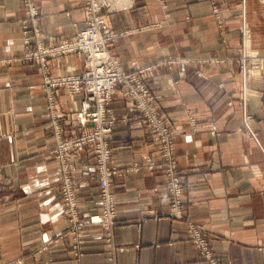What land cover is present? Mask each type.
Segmentation results:
<instances>
[{
	"label": "crops",
	"instance_id": "0c3cea01",
	"mask_svg": "<svg viewBox=\"0 0 264 264\" xmlns=\"http://www.w3.org/2000/svg\"><path fill=\"white\" fill-rule=\"evenodd\" d=\"M105 15L115 30L158 27L119 37L111 46L126 70L168 57L224 58L225 62L159 66L148 73L163 94L161 112L176 128L175 154L184 186V218L200 226L220 264H264V0H132ZM40 40L52 45L86 26L81 0H35ZM219 8L220 20L212 13ZM21 0H0V60L22 52ZM263 61L247 82V53ZM53 75L77 74L83 56L51 59ZM248 66V64H247ZM203 72L205 78L198 76ZM34 63L0 64V245L3 264H196L197 249L183 221L166 215L165 175L148 171L155 145L139 113L117 88L111 107L118 120L111 144L118 174L116 225L109 248L104 230L86 226L80 250L62 215L55 142ZM220 84H222L220 86ZM57 109L71 114L80 97L56 91ZM187 113L193 115L192 130ZM246 115L250 117L247 119ZM67 134L75 133L65 125ZM84 217L100 210L89 150L71 157ZM143 165L138 171L129 170ZM121 248V249H120Z\"/></svg>",
	"mask_w": 264,
	"mask_h": 264
},
{
	"label": "built area",
	"instance_id": "2783aa9c",
	"mask_svg": "<svg viewBox=\"0 0 264 264\" xmlns=\"http://www.w3.org/2000/svg\"><path fill=\"white\" fill-rule=\"evenodd\" d=\"M86 27L72 38H65L45 46L40 40L42 30L39 23V8L34 0H22L24 18L21 22V38L23 51L7 59L8 63H34L41 76V88L46 98V111L55 138L53 155L58 162L61 174L62 213L68 224L67 235L71 236L74 247L80 250L86 242L85 227L99 226L104 230L105 244L113 249L111 230L116 225V198L111 191V183L118 170L111 164L113 148L111 135L116 117L110 104L117 86H121L123 96L132 102L147 125L153 142V152L145 157L146 168L160 171L165 175V189L168 210L166 215L185 223L188 239L198 251L200 260L196 264H220L211 249L202 228L184 218L183 194L184 186L179 177V166L175 155V129L160 113V94L154 92L146 81V74L152 66L126 71L110 50V44L124 34L114 31L102 15L103 10L111 12L116 7L119 11L131 7L127 0H83ZM216 11V9L214 8ZM34 46V47H33ZM80 52L84 55V70L79 74L53 76L49 72V60ZM190 59H167L164 63L171 66L175 63H188ZM206 62L207 59L200 60ZM214 63L225 62L224 58L209 60ZM245 64H242L244 79L247 82L259 73L263 61L257 54L247 53ZM6 62V63H7ZM246 64L250 66L247 67ZM201 74V73H200ZM202 75V74H201ZM67 87L70 94L82 95L81 108L69 116V120L81 132L77 135L65 136L62 123L67 117L57 111L54 91ZM250 116L247 115L248 119ZM190 124L194 119L188 116ZM86 149L92 151L95 159L96 179L98 183L100 210L84 217L80 211L77 189L83 184L74 177L69 158L72 154ZM130 170H140L135 165ZM121 249V248H120ZM0 264L1 251H0Z\"/></svg>",
	"mask_w": 264,
	"mask_h": 264
},
{
	"label": "rangeland",
	"instance_id": "374dc122",
	"mask_svg": "<svg viewBox=\"0 0 264 264\" xmlns=\"http://www.w3.org/2000/svg\"><path fill=\"white\" fill-rule=\"evenodd\" d=\"M159 2H160V4H161V6L163 7V8H165V2H164V0H158ZM34 2H35V0H34ZM81 2H82V6H81V9H82V12H83V14H84V17H85V13H84V10H83V7H84V1L83 0H81ZM128 4H131V7H129V8H127V9H130V8H132L133 7V1L132 0H127L126 1ZM35 4H36V2H35ZM21 5H22V0H21ZM37 5V4H36ZM38 6V5H37ZM38 8H39V6H38ZM214 8L216 9V11L214 10ZM114 9H118V10H112L111 12H108V11H106V8L103 10V12H102V15H103V17L105 18V15L106 14H110V13H114V12H119V8L118 7H116V8H114ZM127 9H125V10H127ZM22 11H23V9H22ZM38 12H39V10H38ZM212 13H213V16H214V18L216 19V20H220V16H219V8H218V6H217V4L215 3V2H213L212 3ZM23 18H24V11H23ZM22 18V19H23ZM21 22H22V20H21ZM85 22H86V20H85ZM87 25V24H86ZM161 24L159 23H157V24H153V25H150V26H148V27H142V28H125V29H123V30H115V29H113L114 31H117V32H124V31H126V30H132V33H134L135 31H141V30H144V29H147V28H153V27H158V26H160ZM86 27V26H85ZM84 27V28H85ZM83 28V29H84ZM82 29V30H83ZM81 31V30H80ZM79 32V31H78ZM132 33H128V34H124V35H122V36H126V35H129V34H132ZM73 36H71V37H62L60 40H62V39H65V38H72ZM121 37V36H120ZM20 39H21V44H22V38H21V31H20ZM118 39V38H117ZM116 39V40H117ZM116 40L114 41V42H116ZM42 42V41H41ZM113 42V43H114ZM113 43H111L110 44V50H111V46H112V44ZM44 45V44H43ZM45 46H48V45H45ZM34 47V46H33ZM22 51H23V46H22ZM111 52H112V50H111ZM78 53H80V52H78ZM21 55H22V53H20ZM19 54V55H20ZM82 56H83V67H82V69H81V71L80 72H82L83 70H84V62H85V59H84V55L82 54V53H80ZM112 54H113V52H112ZM114 55V54H113ZM65 56H67V55H65ZM115 56V55H114ZM12 57H15V56H12ZM62 57H64V56H62ZM116 57V56H115ZM8 58H11V57H7V58H4V59H1L0 60V64H9L8 62H7V59ZM61 58V57H60ZM117 58V57H116ZM170 58H173V59H190L191 61L190 62H188V63H183V62H180V63H175V64H172L171 66H169V65H167V64H165L164 63V60H167V59H170ZM118 59V58H117ZM202 59H207V61L206 62H201L200 60H202ZM202 59H200V58H198V59H196V58H186V57H168V58H165V59H163V60H161L160 62H158V63H156V64H154V65H150V66H152V68H151V70L150 71H152L153 70V68H156V67H159V66H162V65H164V66H167V67H172V66H174V65H188V64H190V63H197V64H208V63H214V62H211V61H209V60H211V59H213V58H202ZM119 60V59H118ZM7 62V63H6ZM49 62H50V60H49ZM121 62V61H120ZM13 63V62H12ZM23 64H28V63H23ZM121 65H122V63H121ZM247 65V64H246ZM248 66H250L249 64H248ZM247 66V67H248ZM144 67H147V66H144ZM122 68H123V66H122ZM141 68H143V67H141ZM124 69V68H123ZM138 69V68H137ZM124 70H126V69H124ZM133 70H136V69H133ZM126 71H131V70H126ZM149 71V72H150ZM49 72H50V66H49ZM79 72V73H80ZM148 72V73H149ZM79 73H77V74H79ZM148 73L146 74V81L148 82V84L152 87V89L154 90V88H153V86L150 84V82L148 81ZM202 75H201V74ZM50 74H51V72H50ZM197 74H198V76L199 77H201V78H205V76H204V74H203V72H201V71H198L197 72ZM51 75H53V74H51ZM67 75H70V74H67ZM53 76H58V75H53ZM62 76H65V75H62ZM40 78H41V76H40ZM222 84H220V86H221ZM40 88H41V81H40ZM61 88H64L65 90H66V92H67V94L68 95H70V96H79L80 97V107H79V109L77 110V111H79L80 110V108H81V100H82V95H73V94H70L69 93V91H68V88L67 87H61ZM117 88H119L120 89V92H121V94H122V90H121V86H117L116 87V89H115V93H116V90H117ZM59 89V88H58ZM57 89V90H58ZM41 90H42V88H41ZM57 90H55L54 91V95H55V99H56V101H57V96H56V91ZM42 92H43V90H42ZM154 92L155 93H157V94H160L161 96H162V99H161V101L159 102V110H160V113L162 114V115H164L162 112H161V102H162V100H163V94L162 93H160V92H157L156 90H154ZM115 93H114V95H115ZM43 94H44V92H43ZM45 95V94H44ZM114 95H113V98H114ZM122 96H123V94H122ZM45 97V96H44ZM124 98H126V99H128L127 97H125V96H123ZM45 100H46V98H45ZM112 101H113V99H112ZM130 103H131V106L133 107V104H132V102L131 101H129ZM112 103V102H111ZM47 106V105H46ZM110 108L112 109V111H113V108L111 107V104H110ZM134 108V107H133ZM134 110H136L138 113H139V115H140V117L142 118V120H143V122H144V119H143V117H142V115H141V113L137 110V109H135L134 108ZM77 111H75V112H77ZM58 112V111H57ZM75 112H73V113H71V114H65V113H60V112H58L60 115H62V116H65V117H67V121H65V122H63L62 123V125H63V133H64V135L65 136H72V135H77V134H79L80 132H81V129L80 128H76V127H74L73 125H72V123H71V121L68 119L69 118V116L70 115H72V114H74ZM46 113H47V111H46ZM113 114L115 115V113H114V111H113ZM189 115H191L190 113H187V120H188V116ZM48 116V115H47ZM192 117H193V115H191ZM247 116V115H246ZM115 117H116V121H115V123L117 122V120H118V118H117V116L115 115ZM193 119H194V125H192V124H190V122H189V120H188V124L190 125V127H191V129L192 130H197V122H196V120H195V118L193 117ZM114 123V124H115ZM171 123V122H170ZM69 125L70 126V128L71 129H73V130H75V133H73V134H67L66 132H65V128H64V126L65 125ZM144 125H145V123H144ZM171 125L174 127V129H175V137H174V145H175V138H176V132H177V128L171 123ZM49 126H50V121H49ZM146 126V128H147V131H149V129H148V127H147V125H145ZM50 128H51V126H50ZM113 128H114V125H113ZM51 132H52V128H51ZM112 133H113V131H112ZM52 136H53V132H52ZM149 136H150V134H149ZM53 138H54V136H53ZM111 139H112V135H111ZM150 139L152 140V138H151V136H150ZM54 142H55V138H54ZM152 142H153V140H152ZM154 143V142H153ZM154 145H155V147H156V144L154 143ZM111 146H112V144H111ZM54 147H55V145H54ZM112 148H113V146H112ZM53 150H54V148H53ZM53 150H52V156H53V158L55 159V157H54V155H53ZM86 150H89V149H86ZM90 152H91V154H92V157H93V160H94V167H95V159H94V156H93V153H92V151L91 150H89ZM74 154H72L71 156H70V158H69V161H70V165H71V168H72V162H71V157L73 156ZM176 155V154H175ZM112 156H113V152H112ZM177 157V156H176ZM56 160V159H55ZM56 162H57V160H56ZM177 162H178V159H177ZM58 163V162H57ZM111 164L113 165V166H115L114 164H113V160H112V157H111ZM135 165H138V166H140V169L142 168V166L144 165V167L146 168V164L144 163L143 165H139V164H134L132 167H134ZM58 167H59V165H58ZM116 167V166H115ZM132 167H130V169L132 168ZM117 168V167H116ZM129 169V170H130ZM147 169V168H146ZM72 170L74 171V169L72 168ZM148 170V169H147ZM131 171H134V170H131ZM136 171V170H135ZM148 171H150V170H148ZM59 172H60V168H59ZM118 174V173H117ZM76 176V174H75V172H74V177ZM76 178V177H75ZM94 178L96 179V167H95V176H94ZM76 179H79V178H76ZM82 183H84L81 179H79ZM96 181H97V179H96ZM60 182H61V174H60ZM82 186V184L78 187V189L80 188ZM1 184H0V190H1ZM60 199H61V183H60ZM78 189H77V192H78ZM165 191H166V189H165ZM114 194V193H113ZM78 198V197H77ZM61 204H62V209H63V203H62V199H61ZM117 207V206H116ZM62 215H63V213H62ZM63 217H64V215H63ZM65 218V217H64ZM66 220V219H65ZM67 229H68V226H67ZM0 251H1V245H0ZM1 260H2V257H1ZM2 264H3V261H2Z\"/></svg>",
	"mask_w": 264,
	"mask_h": 264
}]
</instances>
